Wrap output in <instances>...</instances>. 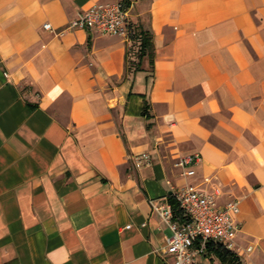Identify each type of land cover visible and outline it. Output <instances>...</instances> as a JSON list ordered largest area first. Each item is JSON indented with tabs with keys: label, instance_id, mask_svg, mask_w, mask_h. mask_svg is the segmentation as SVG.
Wrapping results in <instances>:
<instances>
[{
	"label": "crops",
	"instance_id": "0c3cea01",
	"mask_svg": "<svg viewBox=\"0 0 264 264\" xmlns=\"http://www.w3.org/2000/svg\"><path fill=\"white\" fill-rule=\"evenodd\" d=\"M115 1L0 0V264H173L154 205L188 184L240 201L235 253L264 264V0H131L128 37L68 29Z\"/></svg>",
	"mask_w": 264,
	"mask_h": 264
},
{
	"label": "built area",
	"instance_id": "2783aa9c",
	"mask_svg": "<svg viewBox=\"0 0 264 264\" xmlns=\"http://www.w3.org/2000/svg\"><path fill=\"white\" fill-rule=\"evenodd\" d=\"M130 12L122 1L97 4L81 12L73 19L68 29L93 30L102 35L128 37ZM52 30L51 24L45 25ZM199 154L181 157L178 166L184 169L187 177L196 175L194 164L201 162ZM152 162L149 154L139 155L134 160V168L141 169ZM218 192V191H217ZM176 210L182 213L177 218L172 204L156 206L163 221L172 230L168 239L166 255L173 259V264H195L197 255H205L209 244L222 245L235 252L237 238L241 227L236 220L239 215L240 201L233 200L220 205L215 195L201 189L197 185L188 184L174 192ZM131 226L128 227L130 229ZM253 252V247L247 249Z\"/></svg>",
	"mask_w": 264,
	"mask_h": 264
},
{
	"label": "trees",
	"instance_id": "16d2710c",
	"mask_svg": "<svg viewBox=\"0 0 264 264\" xmlns=\"http://www.w3.org/2000/svg\"><path fill=\"white\" fill-rule=\"evenodd\" d=\"M122 2L125 5V9L130 11L132 6L131 0H122ZM135 38L141 42L140 58L143 59L147 56L153 58L154 40L152 33L150 31L139 29L135 34ZM175 213L177 218H182V213L180 211L176 210ZM206 248L210 254H216L221 260L222 264H243L242 260L235 252L226 249L222 245L215 247V245L212 243Z\"/></svg>",
	"mask_w": 264,
	"mask_h": 264
},
{
	"label": "rangeland",
	"instance_id": "374dc122",
	"mask_svg": "<svg viewBox=\"0 0 264 264\" xmlns=\"http://www.w3.org/2000/svg\"><path fill=\"white\" fill-rule=\"evenodd\" d=\"M117 1H122V0H117ZM116 2V1H115ZM110 3V2H109Z\"/></svg>",
	"mask_w": 264,
	"mask_h": 264
}]
</instances>
